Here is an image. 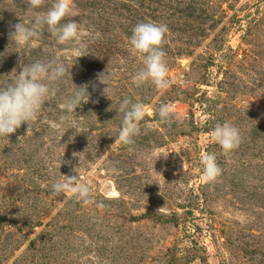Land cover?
I'll list each match as a JSON object with an SVG mask.
<instances>
[{"label":"rangeland","instance_id":"obj_1","mask_svg":"<svg viewBox=\"0 0 264 264\" xmlns=\"http://www.w3.org/2000/svg\"><path fill=\"white\" fill-rule=\"evenodd\" d=\"M50 6L45 0L38 11ZM70 7L75 15L65 21L89 33L88 54L77 58L46 29L37 46L16 45L13 25L33 10L27 0H0V87L37 60L69 70L51 84L34 126L0 136V264H264V0H70ZM141 22L166 26L171 83L163 92L131 80L143 65L128 37ZM102 73L110 74L100 77L106 84ZM76 86L89 99L66 114L59 104ZM125 97L148 110L130 146L113 137ZM162 103L172 109L168 122L156 115ZM61 115L85 132L65 131ZM225 121L241 137L228 153L210 139ZM207 153L221 169L213 182L202 179ZM74 167L91 172L88 203L51 192Z\"/></svg>","mask_w":264,"mask_h":264},{"label":"clouds","instance_id":"obj_2","mask_svg":"<svg viewBox=\"0 0 264 264\" xmlns=\"http://www.w3.org/2000/svg\"><path fill=\"white\" fill-rule=\"evenodd\" d=\"M45 0H27L29 9L33 15L27 23L21 21L13 25L10 33L11 40L18 46H37L41 32L47 30L58 45H72L75 56L80 57L88 54L85 38L89 36L87 30L74 19L66 17L74 16L71 10L70 0H51V6L46 11H38ZM65 21V22H62ZM166 26L150 22L137 23L131 29L128 44L133 53L142 57V67L136 70L131 80L137 87L145 83H151L155 89L163 92L170 86L168 69L164 60L165 53L162 50L163 36ZM69 70L63 63L56 60L47 62L34 61L23 65L19 72L12 70L10 82L7 86L0 87V136H9L15 132L22 123L34 126L41 118V110L44 102L48 100L53 89L51 84L63 78ZM110 74H100V83L106 84ZM105 89V88H104ZM105 93V92H104ZM107 96V95H106ZM108 97V96H107ZM89 96L86 87L76 86L67 96L59 108L66 114L75 112V109L86 103ZM112 107L109 105V109ZM117 115H120L119 127L113 129L115 140L125 146L134 144V138L140 133V122L147 114V108L141 102H132L127 97L123 98L115 107ZM160 120L168 122L172 116L171 107L162 103L156 111ZM61 123L66 122L67 129H74L76 133L85 132L80 129V122L69 119L67 115L59 117ZM55 127V125H53ZM64 131V132H65ZM210 139L218 144L224 153L235 149L240 141V133L237 127L228 121L217 123L211 130ZM72 137H69V141ZM77 156V155H74ZM79 157V156H78ZM80 163V157H79ZM205 182H213L221 173L216 163L215 156L211 153L203 154L199 158ZM75 175H61L51 183L53 195L66 194L67 198L76 199L88 203L91 201V172L81 176L77 167L72 169ZM112 172L115 169H111Z\"/></svg>","mask_w":264,"mask_h":264}]
</instances>
